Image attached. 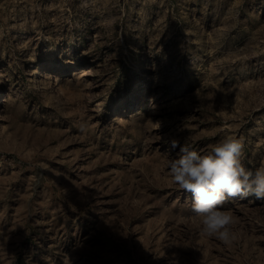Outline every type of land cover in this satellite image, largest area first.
Segmentation results:
<instances>
[{"label": "rangeland", "instance_id": "obj_1", "mask_svg": "<svg viewBox=\"0 0 264 264\" xmlns=\"http://www.w3.org/2000/svg\"><path fill=\"white\" fill-rule=\"evenodd\" d=\"M0 264H264V200L225 246L172 142L264 162V0H0Z\"/></svg>", "mask_w": 264, "mask_h": 264}, {"label": "clouds", "instance_id": "obj_2", "mask_svg": "<svg viewBox=\"0 0 264 264\" xmlns=\"http://www.w3.org/2000/svg\"><path fill=\"white\" fill-rule=\"evenodd\" d=\"M244 147L243 138L234 134L223 136L203 153L174 140L178 157L166 162L171 183L192 197L191 213L199 221L200 234L225 246L235 242L237 223L223 208L225 202L237 197L264 200V162L255 170L246 167Z\"/></svg>", "mask_w": 264, "mask_h": 264}, {"label": "bare ground", "instance_id": "obj_3", "mask_svg": "<svg viewBox=\"0 0 264 264\" xmlns=\"http://www.w3.org/2000/svg\"><path fill=\"white\" fill-rule=\"evenodd\" d=\"M1 75V74H0Z\"/></svg>", "mask_w": 264, "mask_h": 264}]
</instances>
